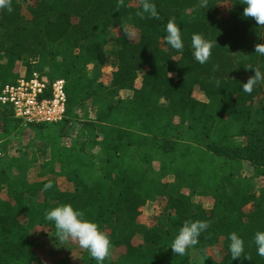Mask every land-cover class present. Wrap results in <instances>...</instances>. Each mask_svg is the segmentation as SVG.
Returning <instances> with one entry per match:
<instances>
[{
	"label": "trees",
	"instance_id": "trees-1",
	"mask_svg": "<svg viewBox=\"0 0 264 264\" xmlns=\"http://www.w3.org/2000/svg\"><path fill=\"white\" fill-rule=\"evenodd\" d=\"M150 2L158 18L143 12V0H10L11 11L0 7V94L21 69L48 83L64 80L67 93L59 123L23 125L0 104L13 118L0 119V264H41L39 238L57 240L46 212L65 203L98 223L112 252L122 249L105 264H192V247L205 264H264L254 243L264 231V82L249 94L242 84L254 71L236 77L248 69L238 54L264 69L256 53L264 26L243 16L242 0ZM221 4H229L225 17ZM169 19L181 28L182 54L164 40ZM113 29L120 48L111 53L109 79L105 47ZM193 33L213 42L204 64L193 56ZM246 164L252 173H243ZM64 178L67 187L58 184ZM158 198L173 213L166 225L150 224L148 206ZM196 220L208 229L171 258L168 244ZM231 232L251 260H232ZM219 246L213 263L208 251ZM82 260L96 264L87 251Z\"/></svg>",
	"mask_w": 264,
	"mask_h": 264
},
{
	"label": "clouds",
	"instance_id": "clouds-1",
	"mask_svg": "<svg viewBox=\"0 0 264 264\" xmlns=\"http://www.w3.org/2000/svg\"><path fill=\"white\" fill-rule=\"evenodd\" d=\"M245 5L243 16L252 17L260 26H264V0H242ZM208 0H200L201 7H207ZM0 7H7L11 11L10 0H0ZM142 10L153 17L159 16L156 5L150 0H143ZM140 14V13H138ZM166 36L164 40L168 46L182 54L184 51V41L182 39L181 28L174 19H169L166 24ZM213 42L205 38L200 33H193L191 37V49L196 61L200 64L206 63L213 49ZM256 53L264 56V44L256 45ZM175 60V58H173ZM254 76L250 77L246 83H243L242 90L246 93H252L255 86L264 82V69L260 67L253 68ZM49 183L45 188H51ZM45 219L53 222L55 225V237L57 243L75 242L78 246L86 250L96 261V264H105V261L111 256L112 242L108 235L100 228L97 222L85 218V214L75 208L70 203H65L46 212ZM209 223L204 220L186 221L179 229L177 236L171 244V249L175 254L184 255L186 251L199 242L200 235L206 231ZM229 251L232 260L237 258L251 260L245 251V241L236 233L229 234ZM257 254L264 257V231H257L254 236Z\"/></svg>",
	"mask_w": 264,
	"mask_h": 264
},
{
	"label": "rangeland",
	"instance_id": "rangeland-1",
	"mask_svg": "<svg viewBox=\"0 0 264 264\" xmlns=\"http://www.w3.org/2000/svg\"><path fill=\"white\" fill-rule=\"evenodd\" d=\"M134 2H140V0H133ZM27 5V4H25ZM221 9L224 11V17L226 16V10L227 8H229V4H221L220 5ZM120 35V32L118 29H113L110 32L107 33V43H106V53H107V64L104 68V72L106 74L107 78H111L110 74L113 71V67L111 65V61H112V51L113 50H117L120 48V43L118 40V36ZM238 61L244 63H248V69L241 72L238 76H236L237 78L240 79H244L247 78L248 76V71H254L253 68L256 67H260L259 65V60L256 62H253L251 60V58L246 55V54H238L237 55ZM21 75L24 77L26 76V72L24 70H20ZM16 73H19V69H16ZM109 79H106L109 80ZM258 101V100H257ZM256 101V102H257ZM258 105V103H257ZM87 106L90 108V119H95V110L94 108H92L91 106V102L87 103ZM86 112V109L84 110H80V116L83 115V113ZM5 115L13 120L12 118V113L10 111H3L2 109H0V119L1 118H5ZM23 124V123H22ZM23 125H27V124H23ZM49 127L53 126L48 124ZM48 127V128H49ZM78 127V126H77ZM75 130H77V128H74ZM32 129H30L29 127H27L26 132H28V136L30 138V136L33 135V132L31 131ZM25 132V133H26ZM37 165L34 164L31 166V170H30V176L33 175L34 172H36L37 170ZM246 169V170H245ZM252 173L250 166H245L243 169V173ZM169 182H172V178L171 176L168 178ZM262 185V181H258V184ZM58 184L60 186H64L67 187L69 186L67 179H59L58 180ZM43 197L40 194L38 196V201L42 200ZM165 201L164 198H158L154 203H150V205L148 206L149 208V214L150 216L153 217V220L150 221L151 225H156V223H161L162 225H166V223H168L170 221V219L173 216V213L168 211L165 208ZM39 231H42L41 228H39ZM140 239H138L139 241ZM137 241V242H138ZM39 244H40V248L37 250L39 259L41 261V264H86L85 261L82 260V254L84 252H86V250L81 249L77 243L75 242H64V243H57V240L51 238H45V237H40L39 238ZM139 243V242H138ZM171 244H168L167 246V254H169V256L172 258V254H173V250L171 249ZM221 246L217 247L216 249H209L208 251V255H210L211 257H213V263L217 262L218 259H220L221 257V252H220ZM122 249H115L113 250V252L111 251V256L106 260L107 262H112V261H116L119 258V255L122 253ZM191 263L192 264H205V258L204 256L201 254V252L199 250H197L196 248L191 249Z\"/></svg>",
	"mask_w": 264,
	"mask_h": 264
},
{
	"label": "built area",
	"instance_id": "built-area-1",
	"mask_svg": "<svg viewBox=\"0 0 264 264\" xmlns=\"http://www.w3.org/2000/svg\"><path fill=\"white\" fill-rule=\"evenodd\" d=\"M0 104L23 124L59 123L66 114V84L64 80L48 83L36 72L21 76L2 88Z\"/></svg>",
	"mask_w": 264,
	"mask_h": 264
},
{
	"label": "crops",
	"instance_id": "crops-1",
	"mask_svg": "<svg viewBox=\"0 0 264 264\" xmlns=\"http://www.w3.org/2000/svg\"><path fill=\"white\" fill-rule=\"evenodd\" d=\"M247 165V164H246Z\"/></svg>",
	"mask_w": 264,
	"mask_h": 264
}]
</instances>
